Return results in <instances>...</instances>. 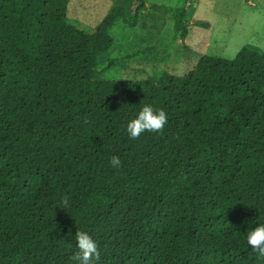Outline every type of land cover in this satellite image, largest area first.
Segmentation results:
<instances>
[{
  "label": "trees",
  "instance_id": "obj_1",
  "mask_svg": "<svg viewBox=\"0 0 264 264\" xmlns=\"http://www.w3.org/2000/svg\"><path fill=\"white\" fill-rule=\"evenodd\" d=\"M70 2L0 0V264H76L81 230L98 264H264L245 240L264 223V53L103 80L98 60L127 10L88 33L68 20ZM152 9L158 31L173 14L184 40L209 26L185 7ZM145 104L168 123L130 139Z\"/></svg>",
  "mask_w": 264,
  "mask_h": 264
},
{
  "label": "rangeland",
  "instance_id": "obj_2",
  "mask_svg": "<svg viewBox=\"0 0 264 264\" xmlns=\"http://www.w3.org/2000/svg\"><path fill=\"white\" fill-rule=\"evenodd\" d=\"M153 5L187 8L194 27L184 40L175 31L173 14L165 16L161 31L155 27ZM136 0H71L68 20L80 30L95 33L116 7L127 10L126 21L112 31L115 45L98 60L103 80L146 82L154 76H186L204 55L234 60L246 46L264 53V0H145L136 16ZM116 65L110 66L111 61Z\"/></svg>",
  "mask_w": 264,
  "mask_h": 264
},
{
  "label": "clouds",
  "instance_id": "obj_3",
  "mask_svg": "<svg viewBox=\"0 0 264 264\" xmlns=\"http://www.w3.org/2000/svg\"><path fill=\"white\" fill-rule=\"evenodd\" d=\"M168 123V118L163 109H156L151 105L145 104L134 118L130 119L126 124V131L130 139H138L145 131L157 132L163 130ZM110 165L113 168L121 166L119 157L113 156L110 160ZM63 208L69 207V202L65 199L62 202ZM245 240L248 246H251L252 251L259 252L264 256V223L259 224L255 228H250ZM76 253L74 260L76 264H98L100 253L97 242L85 230L76 232Z\"/></svg>",
  "mask_w": 264,
  "mask_h": 264
}]
</instances>
